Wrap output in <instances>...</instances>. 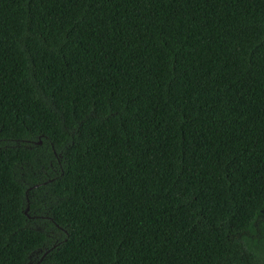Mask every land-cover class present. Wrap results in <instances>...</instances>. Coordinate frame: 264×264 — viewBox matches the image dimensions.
I'll list each match as a JSON object with an SVG mask.
<instances>
[{
    "label": "trees",
    "instance_id": "1",
    "mask_svg": "<svg viewBox=\"0 0 264 264\" xmlns=\"http://www.w3.org/2000/svg\"><path fill=\"white\" fill-rule=\"evenodd\" d=\"M0 264H264V0H0Z\"/></svg>",
    "mask_w": 264,
    "mask_h": 264
}]
</instances>
